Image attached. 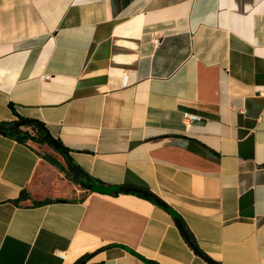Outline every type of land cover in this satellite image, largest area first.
<instances>
[{
  "label": "crops",
  "instance_id": "1",
  "mask_svg": "<svg viewBox=\"0 0 264 264\" xmlns=\"http://www.w3.org/2000/svg\"><path fill=\"white\" fill-rule=\"evenodd\" d=\"M17 115L95 183L0 134V264H264V0H0Z\"/></svg>",
  "mask_w": 264,
  "mask_h": 264
},
{
  "label": "trees",
  "instance_id": "2",
  "mask_svg": "<svg viewBox=\"0 0 264 264\" xmlns=\"http://www.w3.org/2000/svg\"><path fill=\"white\" fill-rule=\"evenodd\" d=\"M18 120L17 121H13V123H2L0 122V134L3 135L4 137L12 140V141H16L21 145H24L26 147H29V145H40V146H44L47 145L49 147H51L45 140V138L47 137V135H50V132H48L45 124H43L42 122L35 120V119H25L23 117L18 116ZM19 123H25L24 125L21 126H14L16 124ZM57 143L62 146V149L64 152L61 151H57L54 147H51L56 153H58L59 155H61L64 158V161H66V169L65 167H63L61 164H59V162H56L55 160H53L52 158H48V162H50L55 168L66 172V176L75 184L80 186L84 191H87L85 188L82 187L83 184L89 185V186H93L94 188V180L92 178H90L89 176H87L85 174V172L74 162L72 161L71 157H70V151L62 145L61 142L57 141ZM91 192V191H90ZM148 192V191H147ZM22 197L21 199H28L29 195L25 192H22ZM128 193V192H125ZM149 193V192H148ZM129 194H133V195H138L141 198L148 200L151 203L157 204L160 207L165 208L168 211V208L165 206H162L161 204H163L155 195L150 194V197H145L144 195L140 194V193H129ZM18 201L15 202V204ZM51 201H46L44 203H36L33 206L34 207H39V206H46V204H50ZM161 203V204H160ZM183 227V230L185 231V233L187 234L188 238L185 237L184 234L183 237L186 240V243L188 244V246L193 249V251L200 257H202L203 259H205V261H207L208 263L211 264H219V263H214L213 261H211V259H209V257H207V255L201 250V248L198 247V243L193 235V233L190 232V230L187 228V226L185 224H181ZM197 249V251L195 250ZM92 258V256H86L81 258L76 264H86L90 259Z\"/></svg>",
  "mask_w": 264,
  "mask_h": 264
},
{
  "label": "water",
  "instance_id": "3",
  "mask_svg": "<svg viewBox=\"0 0 264 264\" xmlns=\"http://www.w3.org/2000/svg\"><path fill=\"white\" fill-rule=\"evenodd\" d=\"M25 123H19V124H16L14 126H21V125H24ZM46 142L51 146V147H54L57 151H61V152H64L63 149H62V146H60L57 141L55 139L52 138V136L50 135H47V137L45 138ZM83 188H85L87 191H91L93 190V186H89V185H86V184H83L82 185ZM118 193H122V192H128V193H140L142 195H144L145 197H150V194L143 190V189H140V188H130V187H122V188H117L116 189ZM92 192V191H91ZM161 204V203H160ZM162 206H164V204H161ZM178 228H179V231L185 235L186 238H188L187 234L185 233V231L183 230V227L181 225V223H178ZM194 249V248H193ZM197 251V249H195Z\"/></svg>",
  "mask_w": 264,
  "mask_h": 264
},
{
  "label": "built area",
  "instance_id": "4",
  "mask_svg": "<svg viewBox=\"0 0 264 264\" xmlns=\"http://www.w3.org/2000/svg\"><path fill=\"white\" fill-rule=\"evenodd\" d=\"M156 43H158V41H156ZM49 78L48 77H45L44 78V80H48ZM196 119H197V117L195 116V117H193V116H187V122H188V124H187V127H190L191 126V124L194 122V121H196Z\"/></svg>",
  "mask_w": 264,
  "mask_h": 264
},
{
  "label": "rangeland",
  "instance_id": "5",
  "mask_svg": "<svg viewBox=\"0 0 264 264\" xmlns=\"http://www.w3.org/2000/svg\"><path fill=\"white\" fill-rule=\"evenodd\" d=\"M49 147V146H48ZM51 148V147H50ZM52 149V148H51ZM41 151L43 150L42 148L40 149ZM43 152V151H42Z\"/></svg>",
  "mask_w": 264,
  "mask_h": 264
}]
</instances>
